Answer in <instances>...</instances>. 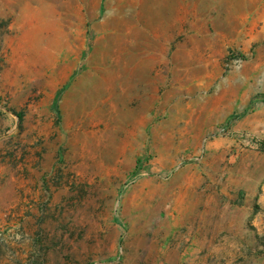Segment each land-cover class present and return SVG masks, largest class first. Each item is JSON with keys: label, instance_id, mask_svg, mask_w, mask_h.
<instances>
[{"label": "rangeland", "instance_id": "obj_1", "mask_svg": "<svg viewBox=\"0 0 264 264\" xmlns=\"http://www.w3.org/2000/svg\"><path fill=\"white\" fill-rule=\"evenodd\" d=\"M4 182L54 264H264V0H0Z\"/></svg>", "mask_w": 264, "mask_h": 264}, {"label": "crops", "instance_id": "obj_2", "mask_svg": "<svg viewBox=\"0 0 264 264\" xmlns=\"http://www.w3.org/2000/svg\"><path fill=\"white\" fill-rule=\"evenodd\" d=\"M17 187L15 182H4L0 186V228L14 224L13 222L16 221L17 223L14 225L21 226L24 238L2 246L0 264H17V262L18 264H54L55 242L42 240L39 236L44 229V223L41 224L43 213L28 204L20 205L18 210L12 211L10 208L14 200L20 204L30 201L26 197L28 192H25V194L20 193L22 199L19 196ZM24 191L29 190L26 187ZM31 198L37 199L38 195L31 194ZM15 217L17 218L14 219ZM196 249L197 247H190L187 252H184V254H187L186 256L179 257L174 251L172 252L173 248L168 243L162 248V258L164 260L159 264H203L204 259L195 255ZM57 256L60 264H70L67 260L69 257H67L66 251L62 250Z\"/></svg>", "mask_w": 264, "mask_h": 264}, {"label": "trees", "instance_id": "obj_3", "mask_svg": "<svg viewBox=\"0 0 264 264\" xmlns=\"http://www.w3.org/2000/svg\"><path fill=\"white\" fill-rule=\"evenodd\" d=\"M19 118H22V115L21 114H18Z\"/></svg>", "mask_w": 264, "mask_h": 264}]
</instances>
